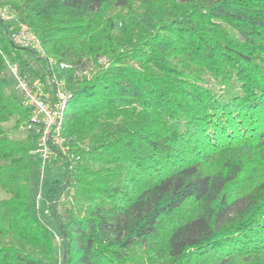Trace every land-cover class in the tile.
<instances>
[{
    "label": "trees",
    "instance_id": "trees-1",
    "mask_svg": "<svg viewBox=\"0 0 264 264\" xmlns=\"http://www.w3.org/2000/svg\"><path fill=\"white\" fill-rule=\"evenodd\" d=\"M0 7L15 15L0 19V264H264V0ZM16 22L67 65L68 150L47 193L57 229L32 180L40 132L1 74L7 58L31 77L48 69L11 42Z\"/></svg>",
    "mask_w": 264,
    "mask_h": 264
},
{
    "label": "built area",
    "instance_id": "built-area-1",
    "mask_svg": "<svg viewBox=\"0 0 264 264\" xmlns=\"http://www.w3.org/2000/svg\"><path fill=\"white\" fill-rule=\"evenodd\" d=\"M0 19L13 21L15 15L8 9L0 8ZM9 39L16 46L30 52L37 57L47 59L48 69L44 76L31 77L22 73L21 66L16 61L6 59V66L10 68L15 78L22 104L31 111L29 128L37 126L40 137L36 147V154L45 168L49 161L58 158L62 153L67 154L63 135L68 100L71 93L65 80L59 75L60 69L67 66L58 64L52 57H46L40 38L23 22L13 23L9 28ZM55 67H58L55 70ZM41 193H37V206H40Z\"/></svg>",
    "mask_w": 264,
    "mask_h": 264
},
{
    "label": "rangeland",
    "instance_id": "rangeland-1",
    "mask_svg": "<svg viewBox=\"0 0 264 264\" xmlns=\"http://www.w3.org/2000/svg\"><path fill=\"white\" fill-rule=\"evenodd\" d=\"M0 8L3 9V7ZM57 69L58 67H55V70ZM1 74L7 77L9 80V84L6 87L8 91L16 88L15 78L8 66H6L4 69L1 70ZM13 124H14V120L8 122L5 125L6 129H9V127H11ZM26 132L27 131L25 128H21L18 132L12 134V136H14L15 138H19L25 136ZM61 163L62 161L59 157L54 158L53 160L49 161L48 165L44 168L42 161L38 157H36V160L31 165V174H32V180L34 183L35 192L41 193L42 195L40 206L39 207L37 206V208L40 209L39 212L43 216V218L46 219L49 223H51L53 227L56 229L57 227L54 221V216L47 201V193L50 189L53 180L63 178L64 172H63V168L60 167ZM4 197L5 194L0 190V199ZM71 202H72V196L66 193L60 201L59 209H61L63 206ZM57 235H58L56 239L57 259H60L62 257L61 255H62L64 243L61 234L59 233Z\"/></svg>",
    "mask_w": 264,
    "mask_h": 264
}]
</instances>
